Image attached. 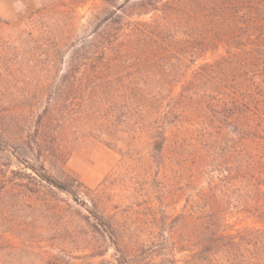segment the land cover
<instances>
[{
    "label": "rangeland",
    "instance_id": "rangeland-1",
    "mask_svg": "<svg viewBox=\"0 0 264 264\" xmlns=\"http://www.w3.org/2000/svg\"><path fill=\"white\" fill-rule=\"evenodd\" d=\"M157 1L161 7L169 0ZM124 2L0 0V264H189L196 251L173 249L169 238L179 225L182 233L189 230L178 215L218 173L197 180L171 146L155 151L150 136L128 127L118 114L111 125V109L104 103L110 93L103 94L100 111L89 109L102 88L122 84L135 65L114 63L96 73L95 65L71 67V45L91 40L99 20ZM145 3L131 0L126 12L137 18ZM159 15L151 10L140 17L149 21ZM202 54L198 50L193 63L185 62L188 72L225 55L223 48ZM179 78L180 73L174 81ZM176 120L181 123L179 116ZM255 135L261 145L252 156L264 171V128ZM45 157L48 171L70 192L32 171L29 165L38 168ZM261 179L264 190V174ZM232 190L218 195L224 197L219 221L209 216L200 225L203 230L220 224L231 236L221 244L229 254L220 249L217 263L196 264H251L255 252L264 257V245L243 235L264 231V216L248 211L249 192ZM92 199L116 221L119 243L87 220Z\"/></svg>",
    "mask_w": 264,
    "mask_h": 264
},
{
    "label": "trees",
    "instance_id": "trees-1",
    "mask_svg": "<svg viewBox=\"0 0 264 264\" xmlns=\"http://www.w3.org/2000/svg\"><path fill=\"white\" fill-rule=\"evenodd\" d=\"M130 1L99 20L91 40L71 45V67L95 65L92 71L96 73L114 63L126 68L135 65L122 84L102 88L91 105L94 109H89L100 111L103 94L110 93L104 103L111 109V125L118 114L128 127L149 135L155 151L162 153L166 145L171 146L181 167L197 180L218 173L210 177L206 188L187 199L178 215L189 230L182 233L179 225L178 233L169 238L173 249L196 250L189 264L217 263L222 242L231 236L222 233L220 224L203 230L200 225L209 216L219 221L217 216L224 214V197L218 195H229L235 187L245 190L249 192L248 211L264 216L263 165L252 156L261 145L255 132L264 128V0H169L161 7L157 0H146L137 18L126 12ZM151 10L161 15L149 21L140 17ZM220 48L225 55L188 72L190 64L185 62L193 63L198 50L206 54ZM86 71L76 78L75 86L85 79ZM178 85L181 90L173 95ZM137 130L129 131L137 134ZM46 161L45 157L38 168L29 166L41 181L70 192L67 183L48 171ZM92 201L87 220L119 243L116 221L98 201ZM243 235L264 245V231L249 229ZM260 254L254 253L251 264H264Z\"/></svg>",
    "mask_w": 264,
    "mask_h": 264
}]
</instances>
